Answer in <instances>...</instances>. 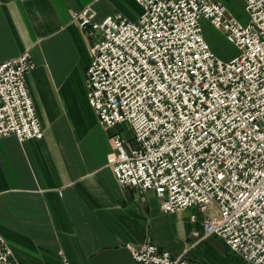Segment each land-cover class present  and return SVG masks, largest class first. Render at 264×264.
Instances as JSON below:
<instances>
[{
    "label": "built area",
    "instance_id": "1",
    "mask_svg": "<svg viewBox=\"0 0 264 264\" xmlns=\"http://www.w3.org/2000/svg\"><path fill=\"white\" fill-rule=\"evenodd\" d=\"M137 21L92 8L75 13L93 38L87 87L113 136V170L124 187L153 191L162 209L197 208L201 240L216 236L250 264H264V0H244L247 23L212 0H136ZM238 53L217 55L202 20ZM30 55L0 62V138L44 132L28 90ZM192 220L197 221L196 215ZM137 264H207L174 257L155 243L130 246ZM0 264H19L0 231Z\"/></svg>",
    "mask_w": 264,
    "mask_h": 264
},
{
    "label": "crops",
    "instance_id": "2",
    "mask_svg": "<svg viewBox=\"0 0 264 264\" xmlns=\"http://www.w3.org/2000/svg\"><path fill=\"white\" fill-rule=\"evenodd\" d=\"M212 1L245 19L244 0ZM87 8L97 21L121 14L134 22L143 12L136 0H0V62L30 55L26 81L44 132L23 142L0 138V231L19 264H137L129 245L147 242L190 260L207 241L200 239L204 214L167 213L155 192L117 181L112 138L132 131L104 128L89 102L93 38L73 20ZM214 31L227 41L222 30L204 28L212 49ZM211 238L207 264H250Z\"/></svg>",
    "mask_w": 264,
    "mask_h": 264
},
{
    "label": "rangeland",
    "instance_id": "3",
    "mask_svg": "<svg viewBox=\"0 0 264 264\" xmlns=\"http://www.w3.org/2000/svg\"><path fill=\"white\" fill-rule=\"evenodd\" d=\"M249 19V16L247 13H245V19L243 21H241L242 23H247ZM203 26L205 28V30L207 31H212L213 27L210 25V22H203ZM212 28V29H211ZM215 33V31H214ZM212 33L209 36V40L210 42L213 41L214 43V51L217 55H219V57L223 60H230L232 59L237 53V49L231 45L229 42L223 40V39H219V37L216 36L217 33ZM124 134H126L128 136V132L124 131ZM129 137V136H128ZM196 240V238L194 237H190V239L188 240V243L191 245V243H193ZM213 242H212V238L211 239H207V241H205V243H203V245H199V246H195L193 247L192 251L190 252V255L188 254L187 258H189L192 261H196V262H200V263H209L208 261H206V255L207 252L209 250V248H212Z\"/></svg>",
    "mask_w": 264,
    "mask_h": 264
}]
</instances>
